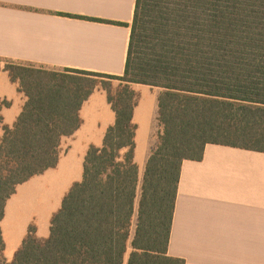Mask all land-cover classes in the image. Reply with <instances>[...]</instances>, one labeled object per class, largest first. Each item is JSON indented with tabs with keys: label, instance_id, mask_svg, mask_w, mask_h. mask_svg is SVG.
<instances>
[{
	"label": "trees",
	"instance_id": "trees-1",
	"mask_svg": "<svg viewBox=\"0 0 264 264\" xmlns=\"http://www.w3.org/2000/svg\"><path fill=\"white\" fill-rule=\"evenodd\" d=\"M0 62L27 98L13 127L0 118V264L8 201L58 166L100 80L124 84L114 94L102 83L115 125L88 150L49 238L30 228L10 264H125L129 247L127 264H186L168 254L184 162H201L208 145L264 153V0H137L122 76ZM131 85L162 89L158 146L141 187ZM8 106L0 99V112Z\"/></svg>",
	"mask_w": 264,
	"mask_h": 264
},
{
	"label": "crops",
	"instance_id": "crops-1",
	"mask_svg": "<svg viewBox=\"0 0 264 264\" xmlns=\"http://www.w3.org/2000/svg\"><path fill=\"white\" fill-rule=\"evenodd\" d=\"M136 2L0 0V60L122 76ZM132 88L137 97L133 123L140 179L158 146L162 89ZM0 99L9 103L0 118L13 127L27 98L4 68H0ZM80 116V129L62 140L58 166L20 185L7 203L1 228L8 263L30 227L36 228L41 242L49 238L53 216L71 188L83 180L88 150L102 147L116 122L101 90L83 105ZM139 198L140 194L136 207ZM168 254L186 264H264V153L208 145L201 162H184Z\"/></svg>",
	"mask_w": 264,
	"mask_h": 264
},
{
	"label": "rangeland",
	"instance_id": "rangeland-1",
	"mask_svg": "<svg viewBox=\"0 0 264 264\" xmlns=\"http://www.w3.org/2000/svg\"><path fill=\"white\" fill-rule=\"evenodd\" d=\"M5 63H3V62H0V68H5ZM103 81V82H102ZM102 83H108V84H110V85H112V89H113V93L114 94H116V92L117 91H121L122 89H123V87H124V84L122 85V83L121 82H119V81H110V80H100V82H99V85H98V87H97V89L96 90H101V91H104L106 94H107V92L105 91V89H104V87L102 86ZM131 87V90L133 91V92H135L134 90H133V85H131L130 86ZM135 94H136V92H135ZM107 96H108V94H107ZM136 101H137V98H136ZM3 136V132L2 131H0V138ZM59 154H60V149H59ZM142 178H143V171H142V173H141V176H140V180H142ZM139 194H140V192H139ZM3 222V221H2ZM2 224V223H1ZM34 229H35V231H36V238L39 240V238H38V236H37V230H36V228L34 227V226H32ZM32 227H30V228H32ZM135 227V226H134ZM30 230V229H29ZM28 233H29V231H28ZM4 237V236H3ZM40 241V240H39ZM41 242V241H40ZM132 252V249H131V247H129V249H128V254H127V258L129 257V255H130V253ZM4 256H5V254H4ZM5 260H6V262H7V264H10V263H8V260L6 259V256H5Z\"/></svg>",
	"mask_w": 264,
	"mask_h": 264
}]
</instances>
